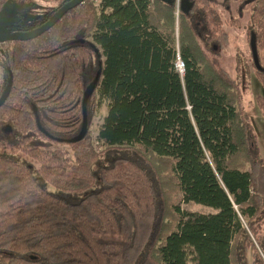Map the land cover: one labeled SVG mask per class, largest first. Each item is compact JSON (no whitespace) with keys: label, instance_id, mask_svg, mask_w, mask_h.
<instances>
[{"label":"trees","instance_id":"16d2710c","mask_svg":"<svg viewBox=\"0 0 264 264\" xmlns=\"http://www.w3.org/2000/svg\"><path fill=\"white\" fill-rule=\"evenodd\" d=\"M49 1L57 6L25 22L36 0H0V12L14 6L3 29L32 30L69 0ZM182 2L85 0L44 34L2 44L0 98L9 93L0 129L19 136L11 148L37 161L48 184L84 197L69 203L46 191L0 153V264H264V156L238 82L197 29L211 24L212 51L227 49L230 36L217 0ZM253 4L260 64L264 0ZM95 78L87 132L71 141ZM255 102L264 114V95ZM104 103L98 150L91 120ZM29 133L67 144L73 159Z\"/></svg>","mask_w":264,"mask_h":264},{"label":"rangeland","instance_id":"374dc122","mask_svg":"<svg viewBox=\"0 0 264 264\" xmlns=\"http://www.w3.org/2000/svg\"><path fill=\"white\" fill-rule=\"evenodd\" d=\"M218 5L217 9L221 15V25L222 29L226 30L230 36V45L227 49L223 51H212L211 46L212 43L207 39V33L204 29L210 27L209 23L205 26L202 31L197 29L200 43L207 49V51L212 56H216L219 58V64L222 68H224L230 75L231 78H234L239 85V90L241 91L242 97V106L248 112L250 121L252 122V126L254 127L256 134V143L259 148L260 154L264 156V114H261V110L259 109L256 101L258 95H264V85L263 83L256 77V71L259 67L256 65V61L253 55V47H252V31L253 24L252 22V14L254 7V0H217ZM57 6V3L49 0H36V9L25 11V22L31 21L35 19V17L40 16L46 12H50ZM205 32V33H204ZM252 33V34H251ZM251 38V39H250ZM2 49L4 46L0 44V59H2ZM259 61L260 64L264 68V50H259ZM255 63V64H254ZM6 79L5 71L0 69V93L2 90V86H4V81ZM108 107V106H107ZM106 107V103L102 104L99 107L96 115L91 120V133L95 138L97 136V132L99 131L102 120L108 113V108ZM10 129L8 125H3L0 129V153L13 159L17 160L19 163L25 164L29 167L33 175L35 176L38 184L45 189L46 191L55 194L63 198L64 200L70 202L80 201L84 194H71L64 193L54 185L48 184L38 172L39 164L37 161L31 159V157L24 154V152L20 149L11 148L10 144L14 142L19 136L16 134L12 135V132L7 131ZM11 130V129H10ZM32 143L36 145H40L47 149H59L61 150L65 156L68 158L73 157V153L67 144L58 143L54 140L48 139V137L39 135V134H31ZM21 136V135H20ZM94 145L98 150H101L100 143L95 139ZM73 159V158H72ZM108 162L105 161V164ZM103 165H96L94 169L97 173L99 172V168ZM181 207L183 210H189L194 212H204L211 213L214 212L212 208L196 204V203H183L181 202ZM264 219V214L262 215ZM263 258L264 254L261 253Z\"/></svg>","mask_w":264,"mask_h":264},{"label":"water","instance_id":"95a60500","mask_svg":"<svg viewBox=\"0 0 264 264\" xmlns=\"http://www.w3.org/2000/svg\"><path fill=\"white\" fill-rule=\"evenodd\" d=\"M85 0H69L67 1L62 7H60L57 11H55V13L43 24H40V26L29 30V31H21V32H8V33H0V43L1 42H6V41H14V40H29V39H33L36 38L42 34H44L46 31H48L50 28H52L55 23H57L67 12L68 10L78 6L79 4H81L82 2H84ZM183 4V9H187L188 5H189V0H183L182 2ZM13 10V4H9L7 5L4 9L1 10L0 13V28L2 25H5L8 21V18L10 16V13ZM255 40V36L253 35L252 37V47H253V53L255 55V59L258 63L257 60V49H256V42ZM259 66V65H258ZM261 67V66H260ZM100 74V73H98ZM98 81V78H95L94 81L92 83L89 84L87 90L85 91V96L84 97V101H83V109H84V122H83V126H82V130L81 132H79V136H77L75 139H72L71 141H75V140H79L80 138H83L85 136V132H87V128H88V121H87V104H88V100L90 98V95H92L93 91L95 90L96 87V83ZM9 92H6L0 99V106L4 103L5 98H7Z\"/></svg>","mask_w":264,"mask_h":264},{"label":"built area","instance_id":"2783aa9c","mask_svg":"<svg viewBox=\"0 0 264 264\" xmlns=\"http://www.w3.org/2000/svg\"><path fill=\"white\" fill-rule=\"evenodd\" d=\"M95 1L97 2L98 0H95ZM184 67H185V64H184L183 60L179 57V59L176 62V68L182 76L184 75V72H185Z\"/></svg>","mask_w":264,"mask_h":264},{"label":"flooded vegetation","instance_id":"af4514ba","mask_svg":"<svg viewBox=\"0 0 264 264\" xmlns=\"http://www.w3.org/2000/svg\"><path fill=\"white\" fill-rule=\"evenodd\" d=\"M9 5V4H8ZM7 6V5H6ZM5 6V7H6ZM4 7V8H5ZM14 7V6H13ZM3 8V9H4ZM14 9V8H13ZM1 13V12H0ZM12 13H13V10H12V12L10 13V16H9V18H8V21H7V23L5 24V25H2L1 26V28H0V33L2 34V33H8V32H21V31H9L8 29H3V27L4 26H6L7 24H8V22H10V18H11V15H12ZM29 31V30H28ZM7 42V41H6ZM3 43H5V42H1L0 44H3ZM1 99V98H0Z\"/></svg>","mask_w":264,"mask_h":264}]
</instances>
